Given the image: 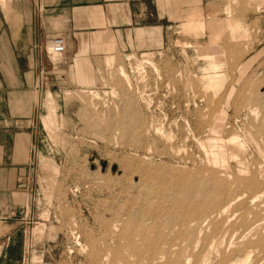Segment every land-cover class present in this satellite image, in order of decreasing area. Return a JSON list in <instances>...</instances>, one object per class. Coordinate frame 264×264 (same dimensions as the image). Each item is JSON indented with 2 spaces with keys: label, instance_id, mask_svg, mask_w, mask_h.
<instances>
[{
  "label": "rangeland",
  "instance_id": "1",
  "mask_svg": "<svg viewBox=\"0 0 264 264\" xmlns=\"http://www.w3.org/2000/svg\"><path fill=\"white\" fill-rule=\"evenodd\" d=\"M215 6L155 53L90 35L94 82L48 100L18 187L17 264H264V0Z\"/></svg>",
  "mask_w": 264,
  "mask_h": 264
},
{
  "label": "crops",
  "instance_id": "2",
  "mask_svg": "<svg viewBox=\"0 0 264 264\" xmlns=\"http://www.w3.org/2000/svg\"><path fill=\"white\" fill-rule=\"evenodd\" d=\"M220 1L0 0V264L18 263V232L24 226L15 214L25 207L18 187L28 178L35 141L43 135L48 100L64 88L80 87L76 81L94 82L82 58L92 47L90 35L95 46L105 39L106 48L117 43L124 55L155 53L156 41L169 35L180 17L214 9ZM56 36L66 41L59 62L45 49Z\"/></svg>",
  "mask_w": 264,
  "mask_h": 264
},
{
  "label": "bare ground",
  "instance_id": "3",
  "mask_svg": "<svg viewBox=\"0 0 264 264\" xmlns=\"http://www.w3.org/2000/svg\"><path fill=\"white\" fill-rule=\"evenodd\" d=\"M254 2V1H253ZM215 5H216V3H215ZM215 5H213V6H215ZM216 8L215 9H211L210 8V10L208 9V15H210V16H213L214 14H216V12H217V6H215ZM213 8V7H212ZM219 8V7H218ZM200 11H202V9L200 10ZM227 12H229V11H227ZM191 13V12H190ZM203 14V12H201V13H192L189 17H190V19H189V17H188V20H189V22H190V26H191V28H195V29H200V30H205V28H206V25H207V23H205L204 21H198V22H196V23H194V25H193V23H191V21L192 20H194V18L195 17H197L198 15L199 16H201ZM228 15V14H227ZM192 25H193V27H192ZM219 25H220V23H219ZM217 26L216 28H213V30L211 31V35H212V37H216L217 39H219V37H220V35H219V32H220V26ZM234 25V24H233ZM236 25V24H235ZM190 26H188V27H190ZM186 27V26H185ZM190 28V30H192ZM234 29V28H233ZM194 30V29H193ZM187 31V30H186ZM223 31V30H222ZM191 33V32H190ZM222 33V32H221ZM192 34V33H191ZM57 37V36H56ZM55 38V37H54ZM54 38H52L47 44H46V46H45V49H46V52H47V54L49 55V53H48V47L50 46V43H52V41H53V39ZM204 39V38H203ZM214 41H215V39H214ZM216 42V41H215ZM218 42V41H217ZM216 42V43H217ZM190 43V42H189ZM199 43V42H198ZM213 43V42H212ZM215 43V44H216ZM185 44V43H184ZM213 48V47H212ZM217 49V48H216ZM204 52H205V50H203ZM202 51V52H203ZM201 53V52H200ZM224 53V52H223ZM202 55H203V53H202ZM224 55V54H223ZM50 56V55H49ZM204 56L207 58V59H209V61H210V65H211V67L212 68H215V70L218 68L219 69V66H221L222 64V59H221V56H222V54L219 52V51H213L212 53L211 52H208L207 50H206V53H204ZM50 57H52V56H50ZM112 57V56H111ZM110 60V59H109ZM112 60V59H111ZM112 62V61H111ZM109 63V62H108ZM244 66H246V63H245V65ZM210 67V68H211ZM211 68V69H212ZM120 69H122V68H120ZM243 69V68H242ZM244 69H245V67H244ZM243 69V70H244ZM214 70V71H215ZM241 70V69H240ZM243 70H241V72L243 71ZM213 71V70H212ZM121 72V71H120ZM122 73L124 74L125 72H123V69H122ZM214 73V72H213ZM220 73H222V72H220ZM216 74V73H215ZM219 75V74H218ZM212 76V75H211ZM129 82V81H128ZM196 96V95H195ZM217 120V119H216ZM48 122V121H47ZM46 122V123H47ZM45 123V124H46ZM50 123V122H49ZM48 123V124H49ZM213 125V124H212ZM216 130V129H215ZM250 134V133H249ZM233 135V134H232ZM235 136V135H234ZM238 136V135H237ZM254 137V136H253ZM233 139V138H232ZM212 140V139H211ZM219 141V140H218ZM222 141V140H221ZM211 142V141H210ZM234 142H236V141H234ZM233 143V142H232ZM204 144V143H203ZM220 144V143H219ZM243 144V143H242ZM248 144V143H247ZM214 145V144H213ZM232 145V144H231ZM235 145V144H234ZM233 145V146H234ZM220 147V146H219ZM214 148H215V146H214ZM213 148V149H214ZM220 148H222V147H220ZM236 148V147H235ZM233 149V148H232ZM237 149H238V147H237ZM222 151V150H221ZM238 152H239V149L237 150ZM236 151V152H237ZM242 153V152H241ZM261 153V152H260ZM221 154V153H220ZM214 155V154H213ZM215 156V155H214ZM216 156H217V154H216ZM225 156V155H224ZM213 157V156H212ZM237 157V156H236ZM256 158V157H255ZM216 159V158H215ZM221 159H222V157H221ZM215 161V160H214ZM219 161V160H218ZM226 161V160H225ZM224 161V162H225ZM213 162V161H212ZM216 162V161H215ZM227 162V161H226ZM214 163V162H213ZM215 164V163H214ZM217 164V163H216ZM221 166V165H220ZM219 168V167H218ZM221 168V167H220ZM221 172H222V169H221ZM207 173V172H206ZM220 176V175H219ZM222 176V175H221ZM209 179H210V177H209ZM237 180V179H236ZM237 182V181H236ZM243 183V182H242ZM222 185H223V183H222ZM234 185V184H233ZM243 185V184H242ZM246 185V184H245ZM252 185V184H251ZM232 186V185H231ZM250 186V185H249ZM222 187H224V186H222ZM238 187V186H237ZM227 189V188H226ZM200 193V192H199ZM236 193V192H235ZM259 193V192H258ZM257 193V194H258ZM228 194V193H227ZM241 194V193H240ZM256 194V193H255ZM258 196V195H257ZM233 197H235V195L233 196ZM256 197V196H255ZM254 197V198H255ZM231 200H232V198H231ZM219 201V200H218ZM230 204V203H229ZM245 206V205H244ZM220 208H221V206H219ZM224 207V206H223ZM223 207H222V209H223ZM225 208V207H224ZM229 208V207H228ZM232 214V213H231ZM209 216V215H208ZM233 218V217H232ZM222 232V231H221ZM229 232V231H228ZM148 236V235H147ZM220 237V236H219ZM224 238H225V236H224ZM222 239V238H221ZM228 241V240H227ZM200 243V242H199ZM219 243V242H218ZM234 243V242H233ZM213 244V243H212ZM211 245V244H210ZM225 246V245H224ZM229 247V246H228ZM232 247V246H231ZM226 248V247H225ZM175 253V252H174ZM249 253V252H248ZM140 254V253H139ZM211 254V253H210ZM206 255V254H205ZM185 257V256H184ZM210 260V259H209ZM254 261V260H253ZM205 264V263H204Z\"/></svg>",
  "mask_w": 264,
  "mask_h": 264
},
{
  "label": "built area",
  "instance_id": "4",
  "mask_svg": "<svg viewBox=\"0 0 264 264\" xmlns=\"http://www.w3.org/2000/svg\"><path fill=\"white\" fill-rule=\"evenodd\" d=\"M66 50V41L64 37L57 36L53 39L52 43L48 47V53L50 56L60 57ZM46 74L43 75V79H46Z\"/></svg>",
  "mask_w": 264,
  "mask_h": 264
}]
</instances>
